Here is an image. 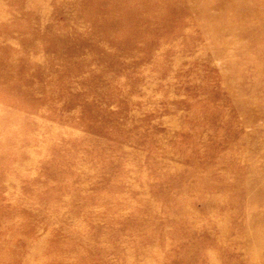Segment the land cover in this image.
<instances>
[{
	"label": "rangeland",
	"instance_id": "rangeland-1",
	"mask_svg": "<svg viewBox=\"0 0 264 264\" xmlns=\"http://www.w3.org/2000/svg\"><path fill=\"white\" fill-rule=\"evenodd\" d=\"M246 1L0 0V264H250Z\"/></svg>",
	"mask_w": 264,
	"mask_h": 264
},
{
	"label": "bare ground",
	"instance_id": "bare-ground-1",
	"mask_svg": "<svg viewBox=\"0 0 264 264\" xmlns=\"http://www.w3.org/2000/svg\"><path fill=\"white\" fill-rule=\"evenodd\" d=\"M239 1L244 2L245 0ZM211 2L213 3L210 5V11L213 12L221 7L217 0H211ZM241 10L245 13L258 11L264 16V0H256V3L253 0H248ZM198 11L200 12V9ZM241 173L242 175L245 174L248 180L245 190H243L250 195L248 199L249 213H247L244 226L240 231L244 239V248H247V251L251 249L248 256L250 264H264V155L259 159L252 160L251 163L249 161V164Z\"/></svg>",
	"mask_w": 264,
	"mask_h": 264
}]
</instances>
